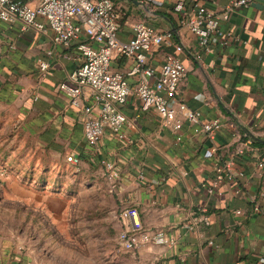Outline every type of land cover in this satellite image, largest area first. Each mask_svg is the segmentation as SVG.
Returning <instances> with one entry per match:
<instances>
[{"label": "crops", "instance_id": "obj_1", "mask_svg": "<svg viewBox=\"0 0 264 264\" xmlns=\"http://www.w3.org/2000/svg\"><path fill=\"white\" fill-rule=\"evenodd\" d=\"M135 1L137 5L123 3L131 22L174 31L186 50L179 56L188 69L181 101L205 120H219L222 127L214 140L188 123L175 132L155 111L142 113L135 95L128 98L125 113L133 125L124 129L126 140L107 133L100 145L103 157L115 162L121 173L114 196L118 233L124 229L120 212L136 208L145 228L167 230L177 241L173 247L149 246L130 253L133 264H264V197L258 198L259 212L250 202V196L264 192V171L260 175L257 167L264 161V147L254 146L235 158L234 170L243 171V179L222 182L216 193H208L218 158L231 159L240 140L249 138L246 132L264 140V1L223 23L230 44L212 46L209 53L198 47L196 36L178 31L179 16L174 12L178 0H147L145 6ZM229 1L207 0L205 7L218 14ZM120 25L121 38L131 37L129 28ZM52 38L50 30L21 33L18 26L0 23V96L19 107L54 152L66 159L78 155L80 163L96 165L84 139L83 114L71 108L60 91L83 63L76 46L57 49L46 72L36 64L53 49ZM169 52L155 54L151 64L159 66ZM113 68L125 72L129 64L118 58ZM130 83L134 85V79ZM237 189L242 193L236 194ZM204 217L207 225L201 222ZM194 220L197 231L188 229ZM9 263L0 258V264Z\"/></svg>", "mask_w": 264, "mask_h": 264}, {"label": "built area", "instance_id": "obj_2", "mask_svg": "<svg viewBox=\"0 0 264 264\" xmlns=\"http://www.w3.org/2000/svg\"><path fill=\"white\" fill-rule=\"evenodd\" d=\"M141 1L145 6L147 0ZM206 1L178 0L174 12L179 16L178 31L186 30L196 36L198 47L209 53L212 46L230 44L231 35L223 30V23L234 13L264 0H230L218 14L205 7ZM123 6L113 0H0L1 24L10 28L18 26L21 33L31 30L53 33V49L46 52L45 58L36 60L41 72L51 68L50 59L57 49L76 46L83 63L60 85V91L68 98L71 108L82 112L84 139L114 192L121 179L120 169L115 162L103 157L100 145L107 133L120 142L126 140L124 129L133 125L125 113L131 95L140 100L142 113L155 111L175 132L188 123L199 126L207 138L214 140L222 127L219 120L207 121L200 111L190 109L181 101V85L188 69L179 57L186 50L177 42L176 33L159 31L145 21L124 20L127 12L123 11ZM123 20L132 33L128 39L121 38ZM164 49L172 52L166 53L161 64L154 67L151 64L153 56ZM118 58L129 64L125 72L114 70L113 63ZM131 78L134 85L130 83ZM253 149V140L242 138L231 159L218 158L208 193H216L222 182L237 183L243 179L245 173L234 170L235 158L244 157ZM211 154L217 156L216 148ZM67 162L78 166L81 158L71 155ZM257 167L262 175L264 161H259ZM241 193L240 189L236 190V194ZM262 197L263 191L250 196L254 212L260 211L258 198ZM119 220L124 227L117 237L120 251L134 253L149 246L173 247L177 244L176 237L169 231L145 228L136 208L122 210ZM194 221L188 226L191 231L199 227L197 220ZM201 222L208 224L205 217Z\"/></svg>", "mask_w": 264, "mask_h": 264}, {"label": "rangeland", "instance_id": "obj_3", "mask_svg": "<svg viewBox=\"0 0 264 264\" xmlns=\"http://www.w3.org/2000/svg\"><path fill=\"white\" fill-rule=\"evenodd\" d=\"M40 133L0 96V258L11 264H133L117 244L115 192L103 171L97 164H69Z\"/></svg>", "mask_w": 264, "mask_h": 264}, {"label": "water", "instance_id": "obj_4", "mask_svg": "<svg viewBox=\"0 0 264 264\" xmlns=\"http://www.w3.org/2000/svg\"><path fill=\"white\" fill-rule=\"evenodd\" d=\"M120 3H134V4H138V2L137 1H135V0H118ZM247 133V135H248V137L249 138H251L253 141H256V142H261V143H263L264 144V140L262 141V140H259V138H256V137H254L252 134H250V133H248V132H246Z\"/></svg>", "mask_w": 264, "mask_h": 264}, {"label": "trees", "instance_id": "obj_5", "mask_svg": "<svg viewBox=\"0 0 264 264\" xmlns=\"http://www.w3.org/2000/svg\"><path fill=\"white\" fill-rule=\"evenodd\" d=\"M113 1L116 2V3H120L118 0H113ZM253 145L255 147H259V148H263L264 147V144H262L260 142H256V141L253 142Z\"/></svg>", "mask_w": 264, "mask_h": 264}]
</instances>
